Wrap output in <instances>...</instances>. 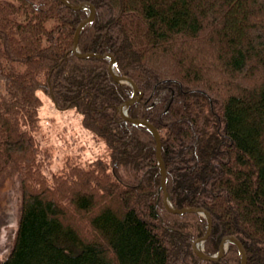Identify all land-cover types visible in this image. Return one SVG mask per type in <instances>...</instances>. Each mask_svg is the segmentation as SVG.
I'll use <instances>...</instances> for the list:
<instances>
[{"label":"trees","instance_id":"16d2710c","mask_svg":"<svg viewBox=\"0 0 264 264\" xmlns=\"http://www.w3.org/2000/svg\"><path fill=\"white\" fill-rule=\"evenodd\" d=\"M69 1L95 6L79 50L112 53L142 91L128 113L159 131L171 203L210 212L204 250L232 234L246 264H264V0ZM86 15L60 0H0V192L19 202L0 264H240L232 242L199 258L205 217L164 208L155 139L118 110L131 86L108 59L71 50ZM38 89L74 106L108 157L47 172Z\"/></svg>","mask_w":264,"mask_h":264},{"label":"rangeland","instance_id":"374dc122","mask_svg":"<svg viewBox=\"0 0 264 264\" xmlns=\"http://www.w3.org/2000/svg\"><path fill=\"white\" fill-rule=\"evenodd\" d=\"M37 93L41 103L35 135L41 147L51 154L45 169L47 172L60 170L66 160L84 165L93 158L108 157V144L81 126L80 115L74 106L58 108L48 93L41 89ZM18 217L19 202L5 186L0 192V260L8 254L13 244Z\"/></svg>","mask_w":264,"mask_h":264},{"label":"water","instance_id":"95a60500","mask_svg":"<svg viewBox=\"0 0 264 264\" xmlns=\"http://www.w3.org/2000/svg\"><path fill=\"white\" fill-rule=\"evenodd\" d=\"M64 4H66L68 7L73 9H87V15L82 18L79 23L76 25L74 34H73V42L71 46V50L73 53L79 57H90V56H96L99 58H106L108 59V71L112 78L117 82H127L131 86V95L130 97L123 101L119 106L118 110L121 115V117L125 120L130 121L134 124H141L145 126L153 135L155 139V156L157 160V164L159 167L160 172V189L162 190V204L164 208L170 212L173 213H184L188 211L197 212L202 214L206 219V229L203 234L196 236L192 240V248L196 255L201 259H208V260H217L220 257H222L227 249V245L229 242L234 243L237 246L238 252L240 254V264H246V250L242 244V242L234 235L227 234L224 235L218 244V249L215 253H207L203 248V243L208 237V235L211 232L212 228V218L210 215V212L205 207L201 206H183V207H176L174 206L171 201L170 197L167 191V171L166 167L161 155V138L158 129L156 126L150 122L148 119L142 117H132L128 113V107L135 101L140 98L142 95V91L139 89L137 84L132 80L131 77L123 74H119L115 71L114 66L116 64V60L112 53L110 52H104V53H97L92 51H86L82 52L78 48V38L81 30L83 27L91 22L94 19L95 16V6L93 3L89 1H82L78 3L70 2L69 0H60Z\"/></svg>","mask_w":264,"mask_h":264},{"label":"bare ground","instance_id":"6f19581e","mask_svg":"<svg viewBox=\"0 0 264 264\" xmlns=\"http://www.w3.org/2000/svg\"><path fill=\"white\" fill-rule=\"evenodd\" d=\"M107 69H108V65H107ZM133 80V79H132Z\"/></svg>","mask_w":264,"mask_h":264}]
</instances>
